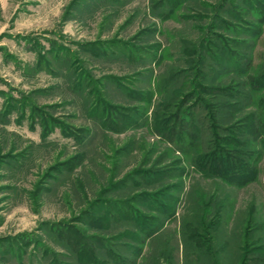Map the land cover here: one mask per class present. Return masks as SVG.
<instances>
[{
  "label": "rangeland",
  "instance_id": "1",
  "mask_svg": "<svg viewBox=\"0 0 264 264\" xmlns=\"http://www.w3.org/2000/svg\"><path fill=\"white\" fill-rule=\"evenodd\" d=\"M262 1L0 0V264L264 257V149L240 184L195 161L248 148L264 76L250 104L216 89L264 69Z\"/></svg>",
  "mask_w": 264,
  "mask_h": 264
},
{
  "label": "trees",
  "instance_id": "2",
  "mask_svg": "<svg viewBox=\"0 0 264 264\" xmlns=\"http://www.w3.org/2000/svg\"><path fill=\"white\" fill-rule=\"evenodd\" d=\"M261 10L260 12H264V1L261 3ZM228 58H240V56L244 57L241 54H238L233 51H227ZM251 63V60L247 58V56L244 58L243 62L238 68V63L232 62L229 64L228 67L220 65L219 69L215 70L213 74L215 76H220L223 73H229V72H234L238 74H242L246 69L249 68ZM260 75L264 76V69L259 73V76L253 75L252 73H248L245 76L242 77L241 82H233L234 80H231V84H228L225 87H219L220 93L224 94L227 92H230L232 94L237 95L240 100H243L244 103H248L249 101L252 102V97H251V91H257L258 83L260 81ZM233 82V83H232ZM237 85L235 88L234 85ZM231 89V90H230ZM230 100V99H228ZM200 101L198 104H202L201 99L197 100L196 103ZM205 103V102H203ZM206 104V103H205ZM246 105V104H245ZM211 107L208 109V112H210L211 116L213 119H215L216 114L218 113L217 106L216 105H210ZM225 107V113L227 115L231 116V112L235 111L238 109V106L234 105L233 101H228L224 104ZM242 107V106H241ZM260 110L258 112L252 111L250 113H247L246 119L249 120L250 123V128L248 131L243 133L242 137L240 139H231V143L237 144V145H248V148L246 149H234V150H239V156L238 157H233L232 155H229L230 153L228 151H224L221 147H217L216 149L212 148V150H215V157H212L213 159L212 163H202L203 161H207L206 159H203V155L198 157L195 161L198 164V167L202 169L206 174H209L211 176H217L221 178L224 181H229L232 182L233 184H240L244 183L247 180H250L254 178V175L257 172V162L261 156V152L264 149V102H261L259 104ZM176 119V118H175ZM209 120V119H208ZM177 121V119H176ZM215 123V121L213 120ZM243 138V140H242ZM190 146H193V143L190 142ZM226 150V149H225ZM219 155H225V163L221 161L215 160V158ZM209 157V156H208ZM210 158V157H209ZM234 169V170H233ZM155 220V219H153ZM249 220V221H248ZM247 223L251 222L250 220L253 221V219H248ZM162 219H156L155 222L152 221L151 226L148 228L149 231L153 230L154 227H156V224H158ZM250 223L247 225V230H251ZM148 231L144 230L143 235H147ZM143 240V239H142ZM142 240H140L142 242ZM138 241V242H140ZM245 245H248L250 241H248L246 234L244 238ZM259 249H261V245H258ZM263 246V245H262ZM255 250V249H254ZM136 253L135 255H137ZM249 255H246L247 257L244 258L242 256L243 260L241 261V264H249L252 262V264H257L259 260L264 261V257L262 259H259V257H254L253 250H248ZM131 264V263H130ZM133 264V261H132Z\"/></svg>",
  "mask_w": 264,
  "mask_h": 264
}]
</instances>
